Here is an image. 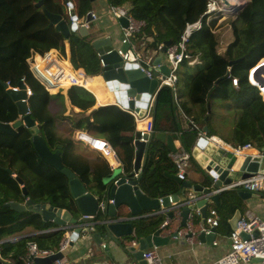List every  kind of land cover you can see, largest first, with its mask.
Instances as JSON below:
<instances>
[{
	"label": "trees",
	"instance_id": "obj_1",
	"mask_svg": "<svg viewBox=\"0 0 264 264\" xmlns=\"http://www.w3.org/2000/svg\"><path fill=\"white\" fill-rule=\"evenodd\" d=\"M38 1L50 13L60 15L70 23L63 0H0V82L17 87L19 81L24 80L31 90L28 99L29 116L41 126L40 135L47 147L54 151L60 146L63 168L74 173L89 192L103 198L107 188L103 179L112 173L111 168L104 159L89 161L80 155H74L73 140L70 137L61 139L56 135L54 119L49 115L47 106L52 97L62 101L63 96L59 93L50 95L33 78L26 62L31 53L43 55L50 50H56L65 58L67 43L70 65L75 70L83 69L90 76L87 64L88 39L87 36L75 33L65 41L53 27H49L46 17L35 7ZM74 1L77 16L86 18L89 1ZM206 3L207 0H106L109 7L124 6L132 18L144 23V27L133 39H138L148 50L158 51V47L167 40L172 45L177 44L186 27L200 21V28L189 35L185 50L191 59L200 57L202 65L196 68L194 74H190L187 69L188 60H184L179 68L186 69L181 73L180 70L177 71V84L188 82V93L186 101L182 103V111L189 121L199 126L205 122L207 106L220 102L234 120L230 138L232 145L238 147L251 144L254 148L261 149L264 147V92L260 89L259 93L250 78L249 82L253 85L248 82L247 76L264 58V0H249L234 19L227 21L233 33V41L222 54L217 52L218 41L213 33L217 20L207 21L203 17ZM230 62L234 63L230 65ZM97 63L96 72L100 74V61ZM231 78L238 80L237 87L232 86ZM67 97L73 107L82 111L95 102L92 94L78 86L68 88ZM172 98V91L167 87L158 92L154 132L169 134L176 140L180 126L172 111ZM192 108H198L199 112L194 113ZM97 112L98 110L93 111L90 117L97 120ZM18 119L15 104L0 85V122L13 124ZM111 124L117 142L125 146V162L129 169L133 160V118L116 109ZM206 124L209 134L213 135L209 121ZM75 126L86 128L83 119L77 120ZM91 128L89 126L86 129ZM190 132L180 137L188 149L197 138L196 131ZM168 154L164 143L152 141L150 155L139 179L141 191L149 198L160 199L175 194L179 189L178 184L168 176L175 173ZM22 188L27 192L26 197L22 195ZM26 199L36 204L48 202L52 207L66 210L72 216L77 214L67 178L39 160L33 150L29 131L20 128L15 135L0 133V241L25 228L36 231L45 229L38 215L19 214L4 207L9 203L22 204ZM240 201L236 192L225 191L219 194V205L215 207L220 214L225 210L233 214L235 210L242 211ZM145 222L140 219L136 223L143 226ZM197 222V216L193 215V223ZM63 233L64 231H54L47 235L0 244L2 255L18 260L23 255L27 242L36 243L40 249L54 251ZM17 264L22 263L18 261Z\"/></svg>",
	"mask_w": 264,
	"mask_h": 264
},
{
	"label": "water",
	"instance_id": "obj_2",
	"mask_svg": "<svg viewBox=\"0 0 264 264\" xmlns=\"http://www.w3.org/2000/svg\"><path fill=\"white\" fill-rule=\"evenodd\" d=\"M64 1L66 2L68 0ZM215 1L222 7H231V3L228 0ZM248 2L249 0L240 8L236 9L232 15H238ZM35 7L46 17L49 27H53L65 41H68L73 35V32L76 31V16L73 15L72 19L74 22L68 24L60 15L50 13L42 5L41 1H38ZM88 16L89 15H87V18ZM88 20L89 19L86 21L88 22ZM118 22L122 29L127 27L125 18L118 19ZM77 33L82 36L88 35V31L84 27H79ZM122 40L123 34L120 33L118 41ZM132 43L134 44V42ZM171 45L172 42L170 40L162 43L157 52V57L154 58L151 65L142 69L138 64L124 62L119 56L118 51L122 54L126 53L129 48L128 43L121 44L119 47L115 48L110 37H103L97 39L92 44L102 63L100 75L102 76L105 86L114 94L115 99H117L122 106L137 112V107L145 109L148 102L153 98L151 113L153 126L155 125L156 118L157 94L160 89L165 86L158 87L159 81L157 76L153 73L154 76L151 75V77H148L146 72L151 73L157 70L163 77L169 75V69L162 60L164 58V53ZM263 60L264 58L252 68L249 72L248 79L251 76L257 84L251 85L264 91ZM234 62H230V65ZM0 85L6 90L7 95L15 104L19 116V119L13 124L0 122V133L15 135L20 128L27 129L31 135L33 150L39 160L57 169L67 178L68 189L77 210L76 216H72L66 210L52 207L48 202L36 204L30 199H26L22 204L9 203L4 205V207L10 208L19 214L30 213L38 215L41 218L44 228L47 224H52L56 231L73 229V241L69 243L66 250L62 253H54L46 257L35 258L34 263L52 264L55 260L66 256L75 242L82 240L83 243L87 241V243L91 242L99 246L109 258L113 257L108 250L109 246L112 245L117 248L122 255V258L117 264H147L145 260L142 259L143 251L166 245L169 241V237H162L160 229L142 237H139L138 233L133 232L131 223H136L138 220L144 218L138 217L139 212L135 207L134 199L131 198L132 187L134 186L136 190L139 187L140 175L150 155V146L153 140L164 143L169 152L175 151L176 146L171 135L154 132L150 135L147 144L134 140L132 143V173L124 175L121 169H114L110 175L103 179V183L107 186L103 198L95 197L93 193L87 190L74 173L63 168L61 162V147L58 146L54 151H50L47 147L46 142L40 135L41 126L36 124L29 116L24 83L19 81V91L8 89L7 84L3 82H0ZM209 113L210 107L208 106V115ZM208 118L207 116L206 121H208ZM189 126H191V124ZM202 131L205 135L209 134L207 126H204ZM191 149H193L194 155L201 151L196 162L200 166V176L205 185H192L189 180L182 181L175 175H168L179 184V190L175 194L162 197L160 201L157 199L148 201L151 207L154 206V208H158L160 205L166 217L169 219L173 218L174 214L178 212L181 217V227L186 225L188 215L191 211L197 210L200 216L199 223L203 224L207 215L208 203H213L215 206L219 205V194H213L212 189L220 188L224 184L240 179L249 178L257 173L264 174V147L259 149L260 155L237 157L231 152H227L223 147H218L201 137L195 139L193 146L188 150ZM133 175L138 178L133 179ZM185 191H190L192 194L185 196ZM237 194L241 200L257 196V194L245 191H239ZM22 195L24 197L27 196L25 188H22ZM136 199L139 201L142 199L145 200L142 195H137ZM123 206L129 208L130 212L124 213L121 210ZM240 218L241 211L235 210L228 222L231 230L236 228V223ZM87 227L91 229L85 235H81L82 229ZM35 234L39 233L37 232ZM170 236L176 237V233L174 232ZM215 236L216 228H211L208 234L199 232L197 240L201 244H212ZM29 237L30 236L25 235L18 238H8L1 240L0 244L23 240ZM242 237L246 238V235L242 234ZM101 244L104 245L103 248ZM2 256V250L0 248V264H6L1 258Z\"/></svg>",
	"mask_w": 264,
	"mask_h": 264
},
{
	"label": "crops",
	"instance_id": "obj_3",
	"mask_svg": "<svg viewBox=\"0 0 264 264\" xmlns=\"http://www.w3.org/2000/svg\"><path fill=\"white\" fill-rule=\"evenodd\" d=\"M89 1L88 5V11L86 14V18H79L77 16V8H76V2L72 0L73 6H74V14L77 18V20L82 23L86 22L88 24V55H87V64L88 69L90 71V76L86 75L83 69H77L81 71L84 75V82L80 83V85H83L82 87L88 91L92 96L94 97V105L88 108L85 113H82V110L74 108L67 97V90L68 88H64L62 90H52L51 92H48L50 95H55L59 93L63 96V100H58L56 97H52L48 103L47 111L49 115L54 119V127L55 132L58 137L61 139H66L68 137L72 138V135L75 131H83L92 136L93 138L104 140L107 142V145L110 147V149L114 153V157L111 155L107 158L102 157V155L99 152H94L91 149L87 148V150H80L78 149L77 142H74V155H80L84 158H86L89 161H98L99 159H104L111 170L113 171L116 168H119L123 171L124 175H129L132 173V167L127 169L126 162H125V146L116 140L115 132L112 129V118L115 113L116 109H121L122 106L117 99H115L114 94L110 92L107 87L105 86V83L102 79V76L96 72L97 62L100 61L99 56L96 53V50L93 48L92 44L97 39H101L103 37H110L113 41V44L115 48L119 47L121 43L118 41V37L120 33H122V28L119 25L118 19H115L110 14V7L106 4V0H93ZM87 15L88 18H87ZM87 19L88 22L86 21ZM134 46L136 50L142 55V58L147 62L148 64H143L144 68H147L151 65V62L154 60V58L157 57V52L155 50H148L144 45L140 43L138 39H133ZM228 42L224 48L218 50L217 52L219 54H222L225 51L226 46L229 44ZM65 52L66 57L63 58L66 60L64 62V65L66 67L69 66V47L66 43L65 45ZM162 62L166 64L165 58H163ZM193 64L189 65L187 62V69L190 74H194L195 72L192 71L193 68H197L198 66L202 65L203 60L200 57L193 58ZM69 63V64H68ZM184 67H180V73L184 71ZM160 77L162 76L160 72L153 71L151 72L152 76ZM97 77V78H96ZM87 78L90 79H100V82L102 84V90L101 95L105 98V101L101 100V96H97L94 91H91L89 88L85 87V81ZM250 81L254 84V81L250 77ZM188 93V82H179L176 85L175 89V96L172 93V111L175 113L176 118L178 120V124L180 126V131H178L177 135L178 138L174 140V144L176 148L183 147V142L181 141L180 137L182 134H190L191 130L189 129L190 121L187 118V116L182 111V103L186 101V96ZM111 95V96H110ZM110 99V100H109ZM217 103V102H214ZM209 106L210 107V113L207 116L208 121L210 123L211 130L217 128L225 131L223 134L216 133L213 135L207 134L208 137H213L215 140L219 142L221 147L226 149L227 152H231L232 149H235L237 147L233 146L230 138L232 135V130L234 127V120L233 117L230 116L229 111L224 107V104L217 103L218 107L215 106ZM211 104V103H210ZM207 106V111H208ZM142 107H137V111L141 112ZM97 120H94L93 117H90V114L93 111H97ZM194 113H198V108H192ZM124 112V111H123ZM89 113V114H88ZM83 114V115H82ZM206 116V118H207ZM86 118V119H85ZM79 119H83L85 121V127L92 126L90 130H87L86 128H77L75 126L76 121ZM228 119H232V121H229ZM207 121L205 119V122L201 123L198 127L202 130L204 126H206ZM133 135V134H132ZM197 137V136H196ZM239 147V146H238ZM259 149L254 148L253 146L249 148L248 150L244 151V153L241 156L237 157H244L247 155L255 156L258 155ZM110 158L113 159L111 162ZM109 160V161H108ZM234 169V168H233ZM175 171V170H174ZM175 175V173H174ZM137 176L133 175V179H137ZM187 180L191 181L192 185H205L203 182V179L200 176V166L196 161H192L190 164ZM231 183V182H230ZM178 184V183H177ZM229 184V183H228ZM227 185V184H224ZM223 185V186H224ZM179 186V184H178ZM179 190V189H178ZM234 192H239L238 190H230ZM144 196L145 200H138L136 199L137 195ZM192 194L190 191H185V196ZM132 197L135 202V207L137 211L139 212L138 217L144 218L145 225H139L137 223H131L132 224V230L135 233H138L139 237L146 236L152 232H154L157 229H160V225L163 221L167 219L166 214L164 213V210L161 209L160 205L158 208L151 207L148 201H153L155 199L159 198H149L147 195L144 194V192L140 190V187L135 189V187H132ZM238 195V194H237ZM95 197H99L98 194L94 195ZM241 200V199H240ZM159 201V200H158ZM241 205V215L245 211H252L255 215L260 217L262 220H264V194H257L255 197H250L246 200L240 201ZM151 207V208H150ZM124 213H129V208L126 206H123L121 209ZM216 210V207L213 203H208V210L207 214L212 211ZM193 215L197 216L198 222L195 223V226L199 224L200 216L196 211L192 212ZM219 216V226L216 229V236L213 242H215V245L207 244V243H194L192 245H189L183 238L180 237H171L177 228L181 227V217L179 213H175V216L172 219L171 224L167 227V230L170 232L169 234L166 232L161 231L162 237H169V241L166 245L156 248L153 247L151 249H155L161 260L162 264H213L219 257L227 254L229 252L230 247V240L229 235L231 233V228L229 225V220L231 219L232 215L230 214L229 210H225L222 214L219 212L217 213ZM179 217L178 220H176V217ZM79 217V216H78ZM49 225L48 228L45 227V229L36 231L32 228H25L24 230L20 232H16L11 236V238H18L21 236H37V235H47L51 232H45L47 229H54V226L52 224ZM56 231V230H55ZM67 232L71 233L73 235V229H67ZM39 234H35V233ZM54 232V231H53ZM34 234V235H33ZM29 237V238H30ZM28 239V238H26ZM56 250V249H55ZM54 250V251H55ZM108 250L110 251L111 255L113 257L109 258L103 250L99 248V246L95 245L94 243H87L82 242V240L75 242L74 245L70 248L69 253L64 256L66 260V264H117L118 261L122 258L121 253L115 248L114 246L110 245ZM6 264H17L18 261H20V257L18 260H12L8 257L5 258L4 256L1 257ZM114 259V260H113ZM21 262V261H20ZM240 264H260L256 260H251L247 263H240Z\"/></svg>",
	"mask_w": 264,
	"mask_h": 264
},
{
	"label": "built area",
	"instance_id": "obj_4",
	"mask_svg": "<svg viewBox=\"0 0 264 264\" xmlns=\"http://www.w3.org/2000/svg\"><path fill=\"white\" fill-rule=\"evenodd\" d=\"M67 16L69 17L70 23L73 21L74 6L71 1H64L63 3ZM219 14H222V6L218 4L215 0H207L206 8L203 13V17H206L207 21L216 19ZM110 14L115 19L125 18L127 21V27L122 29L123 40L121 44L128 43L129 48L126 53L122 54L118 51L119 56L126 63L138 64L142 69L143 64H148L149 62L145 61L142 58V55L136 50L133 42L134 36L144 27L142 21H137L130 14L124 6L110 7ZM212 14H215L214 18H209ZM224 14V13H223ZM76 31L73 34L77 33L79 27L88 28L86 22L80 23L78 20ZM200 21L193 25H188L184 31V34L180 37V41L177 44L171 45L167 48L164 53L165 63L169 69V75L167 77L160 76L158 77V87L165 86L169 88L173 95L175 96V89L177 84V71L179 70L180 64L184 60H188V64L192 65L193 59L190 58V55L185 50V44L187 43L189 35L200 28ZM161 46V45H160ZM158 47V50L160 48ZM66 60L59 56V53L56 50H50L43 55L37 53H31L27 58L26 62L34 79H36L47 92L52 90H62L64 88H70L72 86L82 87L77 80L84 82V75L81 71L75 70L69 63L68 67H65L63 64ZM100 66L102 63L100 61ZM70 72V74H68ZM148 77H151V73L146 72ZM21 81L25 85V94L26 99L31 96L30 88L25 84L24 80ZM232 86L237 87L238 80L231 78ZM7 88L14 91H19L17 87H10L7 84ZM83 88V87H82ZM152 104L153 98L148 102L147 107L142 109L141 112H135L129 110L125 107L121 109L128 113L134 121V140H138L147 144L150 135L154 133V126L152 121ZM75 108V107H74ZM86 111H82L85 113ZM89 114V113H88ZM83 115V114H82ZM191 126L190 130L197 132V138L203 137L207 141L213 143L214 145L220 147L217 140L212 136L208 137L205 133L195 124L190 121ZM74 142L82 143L87 148L91 149L94 152H99L102 157L107 158V156L114 157L113 151L107 145V142L103 140V150L99 151L94 149L95 144H91L90 141L98 142L102 141L100 139L93 138L89 134L83 131H75L71 138ZM251 144H245L231 150V153L235 156H241L244 151L251 148ZM201 151L198 154H193V149L188 150L184 146L176 148L174 152H169L168 158L175 169V176L185 181L187 180L190 164L192 161H196L200 156ZM260 155V153H259ZM238 190L245 191L252 194H264V174H254L253 176L245 179H240L234 182H231L227 185L221 186L220 188L212 189L213 194H220L225 191ZM161 199V198H160ZM160 199H158L160 201ZM197 212V210H195ZM193 211L188 215L186 225L184 227H179L176 229V237L183 238L189 245L194 243H200L197 240V235L199 232H204L205 234L210 233L211 228H217L219 225V216L215 210L210 211L205 219L204 223H199L197 226L193 223ZM177 213V212H176ZM198 213V212H197ZM175 216V214H174ZM173 216V217H174ZM172 219L167 218L160 225V230L166 233H170L167 230V227L171 224ZM176 220L179 219L177 216ZM91 228H84L81 231V235H85ZM54 229H47L45 232H53ZM242 234L246 235V238L242 237ZM72 234L64 230L63 236L58 244V247L55 251L40 249L36 243L27 242L25 246V251L22 256H20V261L22 264H35V258L46 257L54 253H62L67 249L70 242L73 241ZM8 239V238H7ZM10 239V238H9ZM230 247L229 252L221 257H219L213 264H240L247 263L251 260H256L260 264H264V220L255 215L252 211H245L239 221L236 223V228L231 231L229 235ZM215 245V242L212 243ZM103 248L104 245L101 244ZM142 259L145 260L147 264H162V260L155 249H147L142 253ZM52 264H66L64 256L61 259L55 260Z\"/></svg>",
	"mask_w": 264,
	"mask_h": 264
},
{
	"label": "rangeland",
	"instance_id": "obj_5",
	"mask_svg": "<svg viewBox=\"0 0 264 264\" xmlns=\"http://www.w3.org/2000/svg\"><path fill=\"white\" fill-rule=\"evenodd\" d=\"M64 1V0H63ZM244 3H246L248 0H243ZM215 17V14H212L209 18H214ZM236 17V15H224L223 13L220 14V16H217L216 20H217V23L215 25V28L213 29V33L216 35V38H217V41H218V46H217V49L220 50L222 48L225 47V45L228 43V42H232L233 41V36H232V31L230 29V26L227 24V21H229L230 19H234ZM121 43V41H119ZM229 43V44H230ZM59 56L62 58L63 56L59 54ZM64 58V57H63ZM193 72L196 71V68H193L192 69ZM262 98V96H261ZM263 100V98H262ZM264 102V100H263ZM219 103V102H217ZM217 103H214V107L217 106ZM233 106V104H232ZM219 108V107H218ZM230 116L232 117L231 113L229 112ZM229 121H232V119H228ZM225 133V131L217 128V130L215 129H212V133L213 134H216V133ZM78 144V149L80 150H87L85 145H83L82 143H77ZM153 147V145H152ZM151 147V151H153L154 149Z\"/></svg>",
	"mask_w": 264,
	"mask_h": 264
},
{
	"label": "bare ground",
	"instance_id": "obj_6",
	"mask_svg": "<svg viewBox=\"0 0 264 264\" xmlns=\"http://www.w3.org/2000/svg\"><path fill=\"white\" fill-rule=\"evenodd\" d=\"M228 1L231 3V7L230 8L222 7V11L224 12V15H232L235 12L236 9L240 8L244 4L243 0H228ZM68 74H70V72H68ZM251 79L254 81V79L252 77H251ZM77 81H78L79 84L82 83L80 80H77ZM85 82H86L85 83V87L89 88L91 91H94L95 94H97V96L100 95L101 96V100L104 103L105 98L101 95V91H100V89L102 88V84L100 82V79H90V80H86ZM254 84L257 85L255 81H254ZM90 143L91 144H95L94 149H97L99 151L103 150V145H102L103 140L102 141H98V142H93L91 140ZM110 160H111V162L113 161L112 158H110Z\"/></svg>",
	"mask_w": 264,
	"mask_h": 264
},
{
	"label": "clouds",
	"instance_id": "obj_7",
	"mask_svg": "<svg viewBox=\"0 0 264 264\" xmlns=\"http://www.w3.org/2000/svg\"><path fill=\"white\" fill-rule=\"evenodd\" d=\"M251 70H252V69H251ZM251 70H250V71H251ZM250 71H249V72H250ZM248 75H249V73H248ZM247 80H248V82H249L248 76H247ZM249 83H250V82H249ZM250 84H251V83H250ZM257 88H258V87H257ZM258 90H259V88H258ZM259 93H260V90H259ZM260 96H261V94H260ZM9 238H11V237H9Z\"/></svg>",
	"mask_w": 264,
	"mask_h": 264
}]
</instances>
